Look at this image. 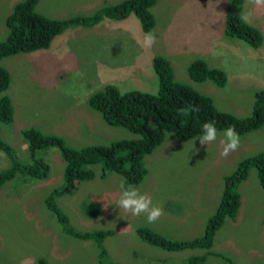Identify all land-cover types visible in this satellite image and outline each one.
<instances>
[{
  "label": "rangeland",
  "instance_id": "374dc122",
  "mask_svg": "<svg viewBox=\"0 0 264 264\" xmlns=\"http://www.w3.org/2000/svg\"><path fill=\"white\" fill-rule=\"evenodd\" d=\"M15 1L0 0V40L7 36L5 18ZM117 1L39 0L36 11L64 18L90 14ZM226 3L158 0L151 8L154 25L148 32L131 14L122 20L105 19L92 27L72 26L57 35L48 48L3 59L2 65L11 74L5 93L13 104V121L9 125L0 122V138L13 146L20 161L27 162L29 152L21 130L28 126L61 135L74 147L134 137L124 127L107 125L87 98L106 84L121 92L139 88L155 93L158 84L151 59L157 53L169 59L176 80L209 95L219 110L250 115L254 92L264 89V14L251 16L248 22L263 36L254 49L225 35ZM149 32L155 34L156 42L145 48L143 40ZM193 58L222 68L227 74L225 85L191 80L187 63ZM225 130L218 131L216 141L208 145H201L200 135L182 141L167 133L163 143L145 156L147 173L136 187L151 196L154 205L163 206L165 214L155 223H148L146 213L133 216L117 207L122 180L114 172L104 178L97 172L94 179L79 181L74 192L57 198L58 205L76 230L112 228L103 244L107 257L118 264H187L185 258L205 250L157 248L139 237L135 226H146L174 239L203 233L220 200L223 177L234 170L238 160L264 149L263 124L239 136V148L223 157ZM35 153L50 164L45 179L22 181L19 174L0 185V264H35L38 258H44L45 264H98L95 242L67 235L44 203L48 192L62 182L59 152L50 148ZM10 162L0 149V170ZM238 192L237 214L218 230L213 254L203 264H264V189L253 167L239 183ZM91 200L101 204L97 216L85 213Z\"/></svg>",
  "mask_w": 264,
  "mask_h": 264
},
{
  "label": "trees",
  "instance_id": "16d2710c",
  "mask_svg": "<svg viewBox=\"0 0 264 264\" xmlns=\"http://www.w3.org/2000/svg\"><path fill=\"white\" fill-rule=\"evenodd\" d=\"M158 0H119L114 4H103L90 14H75L64 18H53L38 13L39 0H19L5 18L7 36L0 40V122L9 125L13 121V104L6 92L11 74L2 65V60L15 53L32 52L48 48L53 38L72 26L92 27L105 19L122 20L135 15L141 28L148 32L154 25L151 7ZM244 0H227L224 11V33L229 38H239L250 47L257 48L262 42L259 28L241 19ZM152 68L158 88L155 93L142 89L121 92L117 86L106 84L93 92L87 99L88 105L101 115L109 126H120L129 130L134 137L110 141L107 144H88L79 147L68 145L61 135L43 133L35 126L21 130L28 148V161L16 156L13 146L0 138V149L10 157V165L0 170V185L21 174L22 181L42 180L50 171L47 159L37 156L39 149L55 148L63 162L61 184L53 187L44 203L51 211L64 232L72 237L91 239L98 248V264H118L107 257L104 240L113 233L112 228L76 230L69 224L67 214L58 205L57 198L74 192L80 181H89L98 175L102 178L114 172L121 180L138 186L147 169L145 156L160 146L167 133L182 141L202 135V125L215 121L217 131L234 126L239 136L256 131L264 124V89L253 94L252 112L248 116H237L219 110L212 98L193 88L186 82L175 79L172 65L161 54L154 55ZM191 80H209L218 87L227 81L226 72L217 66L208 65L202 58H193L187 63ZM198 109V110H193ZM254 168L259 184L264 189V149L244 157L236 163L234 170L223 177L220 200L213 214L207 219L203 233L196 237L174 239L146 226H135V231L148 244L167 251L203 249L200 255L185 258L187 264H203L213 254L215 235L226 219H234L240 206L239 183L247 178ZM98 168V170H96ZM101 204L91 200L86 209L89 216H97ZM264 223V219H263ZM35 264H45L38 258Z\"/></svg>",
  "mask_w": 264,
  "mask_h": 264
},
{
  "label": "clouds",
  "instance_id": "9594fccd",
  "mask_svg": "<svg viewBox=\"0 0 264 264\" xmlns=\"http://www.w3.org/2000/svg\"><path fill=\"white\" fill-rule=\"evenodd\" d=\"M251 2L257 6H264V0H251ZM251 15H252L251 12L245 13L241 17V19L245 22H250ZM155 42H156L155 34L153 32H149L145 34L142 46L145 48H151L152 45L155 44ZM152 59H151V65H152ZM134 61H136V57L134 58L133 62ZM193 110L195 111L198 109H193ZM217 135H218V131L215 121H208L202 125V135H200L198 138L201 145L204 144L208 145L216 141ZM223 135L224 138L221 140V144L223 145L221 156L227 157L231 152H234L239 148L240 137L239 134L236 132L234 126L228 127L224 131ZM119 188H120V195H119V199L117 200V207L119 209H123L125 212L131 213L133 216H139L142 213H146L148 223H155L157 220H159L161 216L165 214L162 205H154L152 201V197L149 196L147 193H142L140 189L137 188L135 185L129 184L126 181L122 180L119 185Z\"/></svg>",
  "mask_w": 264,
  "mask_h": 264
},
{
  "label": "crops",
  "instance_id": "0c3cea01",
  "mask_svg": "<svg viewBox=\"0 0 264 264\" xmlns=\"http://www.w3.org/2000/svg\"><path fill=\"white\" fill-rule=\"evenodd\" d=\"M181 1L184 2L185 0H181ZM248 9L252 13L251 15L252 18L260 17L264 14V6H257L254 3H252L251 0H244L243 14H245V12L247 13ZM224 11H225V7L223 9V12ZM223 30H224V26H223ZM220 37L222 38L223 36H220Z\"/></svg>",
  "mask_w": 264,
  "mask_h": 264
}]
</instances>
